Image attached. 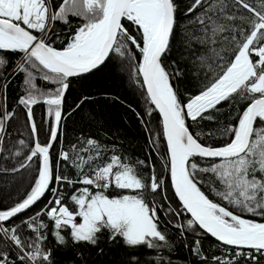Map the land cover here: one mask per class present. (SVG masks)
Wrapping results in <instances>:
<instances>
[{
    "label": "snow or ice",
    "instance_id": "6c2138e0",
    "mask_svg": "<svg viewBox=\"0 0 264 264\" xmlns=\"http://www.w3.org/2000/svg\"><path fill=\"white\" fill-rule=\"evenodd\" d=\"M22 169L0 264H264V0H0V177Z\"/></svg>",
    "mask_w": 264,
    "mask_h": 264
},
{
    "label": "trees",
    "instance_id": "16d2710c",
    "mask_svg": "<svg viewBox=\"0 0 264 264\" xmlns=\"http://www.w3.org/2000/svg\"><path fill=\"white\" fill-rule=\"evenodd\" d=\"M20 80V77L17 76L12 83L9 85L8 89V106L11 109L14 104V100L16 98V93L14 91L18 81ZM38 87L46 90L50 87V85L43 83L39 80H37ZM108 91L112 94L119 95L121 99L125 101V103H130L133 107L137 109L138 112L143 115V102L140 100V97L138 93L134 90V88H130L128 85L127 78L124 77L121 79L118 74L113 76V84L108 89ZM78 92V89L76 87H72L69 89L68 93V100L70 101ZM114 113L119 111L121 115H123L127 110L121 108H113L111 109ZM34 112L36 115L37 124L39 125L43 116V108L42 106H34ZM158 114L153 113V122H155V119L157 118ZM127 119L128 124L124 127V135L129 142L131 146V150L133 151V154L135 156H138L141 159H145L146 157H149L155 162L156 161V154L154 152L149 153L146 151L148 148L147 144V134L143 131V126L139 123V121L136 119V116L134 113L127 112ZM213 125L205 123L204 131H208L210 128H212ZM23 131V129H21ZM11 131V130H10ZM27 132L24 133V137H20L19 135L15 136L16 140H19L20 138H26ZM68 137L66 136V139ZM43 139V137H41ZM15 151V148L12 149ZM9 163H14L13 160L9 159ZM28 172H25L23 169L21 170V173L18 175H15L13 178L12 176L8 177V183L5 184V181L2 177H0V197L4 196L5 194V188L11 193L13 197L18 196L19 194L24 192V188L28 183ZM39 207V205H37ZM35 210V209H34ZM180 253H177L175 257H173L174 260H179Z\"/></svg>",
    "mask_w": 264,
    "mask_h": 264
},
{
    "label": "water",
    "instance_id": "95a60500",
    "mask_svg": "<svg viewBox=\"0 0 264 264\" xmlns=\"http://www.w3.org/2000/svg\"><path fill=\"white\" fill-rule=\"evenodd\" d=\"M158 114V113H157Z\"/></svg>",
    "mask_w": 264,
    "mask_h": 264
}]
</instances>
